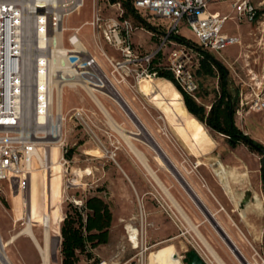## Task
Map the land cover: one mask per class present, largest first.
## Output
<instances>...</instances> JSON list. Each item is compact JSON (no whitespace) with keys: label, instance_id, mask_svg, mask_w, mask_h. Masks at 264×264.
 <instances>
[{"label":"rangeland","instance_id":"374dc122","mask_svg":"<svg viewBox=\"0 0 264 264\" xmlns=\"http://www.w3.org/2000/svg\"><path fill=\"white\" fill-rule=\"evenodd\" d=\"M249 1L256 8V16L252 21H236L232 6L230 8L227 3L209 8L211 11L220 10L230 16L223 26V32L238 39L235 45L225 48L220 53L210 54L228 72L229 90L237 101L235 125L264 145V78L261 76L264 65V0ZM94 5V0H83L82 8L69 16L64 26L69 29L81 27L78 33L80 41L87 50L96 54L100 64L105 67L107 63L95 47L92 29L88 24L92 20ZM100 5L103 7L105 4L100 1ZM104 12L108 14L109 10L106 9ZM145 19L150 26L166 24L163 19L153 17ZM134 22L137 27H143L141 23ZM144 29L148 31L147 28ZM179 31L193 42L190 38L194 39V36L186 25L180 26ZM70 33V30L64 32L65 46H68L67 38ZM148 37L149 35L138 30L133 36V42L149 50L158 48L159 41L156 38L151 41ZM104 47L108 53H113L109 46ZM171 51L172 46L168 45L156 58V63L165 64ZM190 55L191 71L198 83L196 99H192L209 111L220 90L217 71L214 69L213 75L205 74L199 70L200 57L193 51ZM152 81L147 83L155 93L151 99L140 95L134 98L123 87L122 102L121 98L116 97V105L99 96L98 98L115 123L146 158L161 185L180 205L189 220L198 227L209 248L227 264L230 259L232 264H241L201 204L185 188L183 178H179L165 162L161 152L159 153L153 146L154 139L170 163L178 169L214 214L219 225L232 239L243 257L245 256L252 264H264L262 235L264 213L256 215L248 210L254 192L264 200L260 179L261 156L243 145L231 146L224 135L199 122L187 111L181 94L170 81L164 78H154ZM74 108L85 112L94 126L95 134L104 141V147H97L87 135H84L80 127L69 120L68 117ZM61 110L67 116L63 134L67 144L65 158L68 163L64 166L59 165L61 150L57 145L53 147L50 169V246L53 252L49 264H61L59 255L61 216L65 215L69 204L74 205L73 200L82 201L83 204L86 199L93 196L102 198L111 211L109 240L106 245L97 247V251L95 249L92 251V259H87L84 254L79 255L77 264H95L101 258L114 264H153L152 254L167 247L176 250L178 262L182 264L185 253L192 249L198 251L207 264H218L173 206L162 187L130 151L119 132L112 127L113 130L109 129L105 123L107 118L105 119V115L83 90L65 89L62 94ZM143 126L149 130L148 137L140 136ZM103 148L110 154L105 153ZM40 153L41 156L44 155L42 151ZM111 153L115 154L114 159L110 157ZM219 164L224 168L225 178L232 191L222 189L217 176ZM32 167L31 218L34 222L33 231L40 241L44 215L43 168L38 160H34ZM129 168L135 172L139 183ZM244 175H248L252 185L246 182ZM67 178L72 181L71 185L66 184ZM127 179L132 183L137 195ZM22 182L23 179L14 177L10 184L4 185L7 201L5 200L4 207L0 204V234L3 241H7L19 230L13 224L12 218H18L22 212ZM123 184L126 188L122 186ZM242 213L243 218L240 216ZM127 226L136 229L138 248H133ZM162 230L163 233H159ZM156 233L159 234L155 235ZM96 252L100 258L96 256ZM7 254L13 264L40 262L37 251L26 236H21L10 245Z\"/></svg>","mask_w":264,"mask_h":264},{"label":"built area","instance_id":"2783aa9c","mask_svg":"<svg viewBox=\"0 0 264 264\" xmlns=\"http://www.w3.org/2000/svg\"><path fill=\"white\" fill-rule=\"evenodd\" d=\"M100 1L105 4L103 7ZM225 1L132 0L134 11L143 20L153 17L166 22L164 26L154 25L153 29L145 31V27H137L133 19L125 15L121 1L94 0L93 16L88 24L95 47L107 63L103 67L95 53L76 47L81 27L69 29L64 26L67 18L82 8L83 0H0V204L4 207L7 201L4 185L10 184L14 177L23 179L22 212L18 218H12L19 228L16 235L28 226L32 229L34 226L25 186L34 160L41 156L40 151L50 153L58 144L63 166L68 163L65 158L67 144L63 139L67 116L62 110L57 111L58 92L61 97L65 89H81L92 101L91 94H95L116 105V97H123L122 87L134 98L146 96L140 91L139 84L143 80L159 78L158 72L163 70L172 74L183 92L196 99L198 83L191 71L190 55L195 51L178 41V37L188 40L179 28L186 25L194 36V39L190 38L192 43L211 54L235 45L238 39L223 33V26L230 16L209 10L212 5ZM231 6L238 22L252 21L256 16V8L249 0H234ZM106 9L108 14L104 12ZM69 30L68 46H65L64 32ZM138 30L149 35L151 41L156 38L160 43L158 48L149 50L135 44L133 36ZM56 35H60L59 43L54 41ZM104 45L113 53H108ZM168 45L172 46V51L167 62L156 63V58ZM261 76L264 78V65ZM68 118L97 147H104V141L95 134L94 126L83 110L74 108ZM106 120L109 129L113 130ZM66 184L71 185L72 181L67 178ZM73 202L78 207L82 205V201ZM24 235L34 243L43 262L34 235ZM44 242L42 226L40 245L44 246ZM52 252L50 246V257ZM0 264H12L4 250L1 234ZM95 264L114 263L100 259Z\"/></svg>","mask_w":264,"mask_h":264},{"label":"trees","instance_id":"16d2710c","mask_svg":"<svg viewBox=\"0 0 264 264\" xmlns=\"http://www.w3.org/2000/svg\"><path fill=\"white\" fill-rule=\"evenodd\" d=\"M112 3L121 1L125 15L139 22L147 29H153L133 9L132 0H110ZM195 51L200 57L199 70L207 75H213L217 71L219 79V94L211 104L209 111L204 106L197 104L190 96L181 90L176 84L172 74L168 71H159L158 77L170 81L179 91L187 111L207 128L224 135L231 146L242 144L251 152L261 156L260 179L262 191H264V145L252 139L241 131L234 122L235 104L232 93L229 90L228 72L208 52L202 50L185 38H177ZM60 222V248L59 255L61 264H77L78 256L84 254L87 259L93 258V250L99 246L106 245L109 240V229L111 227L112 214L108 204L100 197L93 196L84 201L78 207L69 204L65 215Z\"/></svg>","mask_w":264,"mask_h":264},{"label":"bare ground","instance_id":"6f19581e","mask_svg":"<svg viewBox=\"0 0 264 264\" xmlns=\"http://www.w3.org/2000/svg\"><path fill=\"white\" fill-rule=\"evenodd\" d=\"M54 41L56 43H59V41H60V35H56L54 37ZM76 47L78 49H80V50L86 49V47L82 44V42L80 40H78V42L76 43ZM148 82H153V81L152 80H143L139 84V89H140L141 92H143L144 95L150 97V99H151L152 96L155 93H153L152 90L147 86V83ZM91 96H92L93 101L96 103V105L100 109V111L107 118L108 123L110 124V126L114 130H116L117 132H119V134L122 136V138L124 139V141L128 145V148L130 149V151L134 153V155L139 159V161L142 163V165L147 170V172H149V174L162 187L165 195L169 198V200L171 201V203L173 204V206L176 208V210L181 214V216L183 217V219L189 224L190 228L194 231V233L196 234V236H198L199 240L204 244V246L206 248H208V250H209L208 252H210L209 254H211L213 260L216 261L218 264H224L220 260V257L217 256L218 254L216 255L209 248V246H208L209 244H207V242L205 241V239L200 234V232L198 230V227L189 220V218L184 213V211L182 210V208L180 207V205L172 198L171 194L167 191V189H165L161 185V183L158 181L155 173L153 172V170L148 165V163L146 161V158L131 143L130 138L124 134L123 130L115 123V121L113 120V118L110 115V113L107 111V109L104 107V105L99 100L98 96L95 95V94H91ZM117 98H119V97H117ZM123 100H124V98H123ZM61 102H62V96L60 97V94L58 92V106H57V111L58 112H61ZM121 102H122V98H121ZM126 102H125V106H126ZM123 104H124V101H123ZM127 109H128V106H127ZM129 111H130V109H129ZM133 113H135V112L133 111ZM131 114H132V111H131ZM137 117H138V115H137ZM135 119H136V117H135ZM137 121H138V118H137ZM148 133H149L148 128L146 126H143V130L140 133V136L148 137ZM149 138H150V134H149ZM63 139H65V136H64ZM154 141H155V145H154ZM56 145H57V147H60V145H58V144H55L53 147H56ZM153 146H155V148L157 150H159V153L161 152V155H163V158L165 157V162H167L169 164V166L171 167V169H173V171H175V173H177V175H179V178L180 177H181V179L183 178V183L185 181V188H187L191 192V194L193 195V197L197 200V202H199V204H201V207H203V210H205V213H207V216L209 217V219H211V221H213V224L221 231L223 237H225L223 239H225V241H228L231 245H233V247H230L229 246V249L233 252V254L236 256V258L241 262V264H252L245 256L243 257V255L241 254V252L238 249V247L234 244V242L232 241V239L225 233V231L222 229V227L219 225V223L215 219L214 214L210 212L209 208L204 204V202L201 200L200 196L191 187V185L189 184V182H187L184 179V177L182 176V174L178 171V169H176V167L174 165H172V163H170V160L168 159V157L164 153V151L161 149V146L159 145V143L157 142L156 139L153 140ZM103 149H104V152L105 153L110 154V152L106 148H103ZM51 151H52V149H51ZM110 157L112 159H114L115 154L111 153V156ZM37 160H38V162L41 164V166L43 168V197H44L43 209H44V215H43V224H42V226H43V229H44V239H45L44 246L40 245V242H38L35 238L34 239H35L38 247L41 249L42 255H43V262H39L38 264H49V258H50V256H49V250H50V242H51V239H50V236H51L50 235V231H51L50 230V228H51V226H50V220H51L50 219V210H51V202H50V199H51V173H50V169L52 167V163H51V152L50 153H46L43 156H39V158ZM59 165H61V166L63 165V159H62V157H60V159H59ZM32 172L33 171H30V175H29V178H28V184H27V186H25V188L27 187L26 189H27L28 196H29V213H30V216H31V204H32V176H31V173ZM217 176L219 177V180L221 182L222 189L224 191H227V190L232 191L231 190V185L227 181V178H225L224 168H223V166L221 164H219V170L217 171ZM244 177H246V179H245L246 182L249 183L250 185H252L251 182L248 179V175H244ZM251 200H252L251 201V206L248 207V210L254 212L256 215H260V214L264 213V200L261 199V197L259 196V194L257 192H254L253 193V196H252V199ZM233 202H234V200H233ZM234 204H235V202H234ZM240 216L243 218V216H244L243 213ZM126 229L128 231V234H129V240H130L131 244H133V248H138V244L139 243H138V238H137L138 234H137L136 229H133L130 226H127ZM262 230H264V228H262ZM24 233H29V234L35 235L33 233V229L30 228V226H28L27 228H25L23 230V232L20 233V234H17V235H16V233L12 234L8 238L7 241H3V243H4V250H5L6 254H7V248L10 245H12L17 239H19L21 236H23ZM262 235H264V234H262ZM233 248H234V250H233ZM175 251H174V249L172 247L162 248L159 251H155L152 254L153 264H182L180 261L178 262V256H177L178 254H176ZM7 256H8V254H7Z\"/></svg>","mask_w":264,"mask_h":264},{"label":"crops","instance_id":"0c3cea01","mask_svg":"<svg viewBox=\"0 0 264 264\" xmlns=\"http://www.w3.org/2000/svg\"><path fill=\"white\" fill-rule=\"evenodd\" d=\"M234 0H226L225 2H222V3H220V4H224V3H227L228 5H229V7L231 6V4H232V2H233ZM220 4H216V5H212V6H217V5H220ZM231 8V7H230ZM211 11V10H210ZM215 11H218V10H215ZM215 11H211V12H215ZM220 14H222V15H227L226 13H222L220 10L218 11ZM224 33V32H223ZM225 34V33H224ZM225 35H227V34H225ZM149 86H150V84H149ZM238 145H242V144H238ZM238 145H236V146H233V147H237ZM244 146V145H243ZM246 147V146H245ZM129 170H130V172H131V174L134 176V179L137 181V183H139V180L136 178V175H135V172H133L132 171V169H130L129 168ZM128 180V179H127ZM129 181V180H128ZM133 182V181H132ZM134 183V182H133ZM129 184H130V186H131V188L133 189V191H134V188H133V185H132V183L129 181ZM135 184V183H134ZM124 188H126V186L123 184L122 185ZM139 187V186H138ZM135 192V191H134ZM136 193V192H135ZM136 195H137V193H136ZM61 219H62V216H61ZM262 228H264V226H262ZM33 233H34V231H33ZM159 233H163V230L162 231H160ZM159 233H156L155 235H158ZM35 234V233H34ZM152 237L154 236L152 233L150 234ZM23 236H26V235H23ZM30 241H31V239L28 237V236H26ZM34 237H35V239L38 241V242H40V244H42V232H41V236H40V241H39V239L37 238V236L36 235H34ZM31 243L33 244V246H34V243L31 241ZM34 248H35V246H34ZM52 248V247H51ZM35 250H36V248H35ZM96 250V249H95ZM94 250V251H95ZM37 251V250H36ZM97 251V250H96ZM38 253V252H37ZM52 254V253H51ZM38 256H39V254H38ZM96 256L98 257V258H100L101 256L99 255V254H97V252H96ZM220 257V256H219ZM40 258V257H39ZM221 258V257H220ZM102 259V258H101ZM222 259V258H221ZM102 260H104V259H102ZM223 260V259H222ZM50 261H51V257H50ZM40 262H41V260H40ZM108 262H110V261H108ZM223 262L225 263V264H227L224 260H223ZM111 263H113V262H111ZM233 262H232V260L230 259V261H228V264H232Z\"/></svg>","mask_w":264,"mask_h":264},{"label":"water","instance_id":"95a60500","mask_svg":"<svg viewBox=\"0 0 264 264\" xmlns=\"http://www.w3.org/2000/svg\"><path fill=\"white\" fill-rule=\"evenodd\" d=\"M217 231L221 234L223 237L221 231L214 225ZM225 240V239H224ZM228 246L233 247L228 241H225ZM234 250V248H233ZM183 264H207L206 260L201 256V254L196 251L195 249H192L185 253L184 257L182 258Z\"/></svg>","mask_w":264,"mask_h":264}]
</instances>
